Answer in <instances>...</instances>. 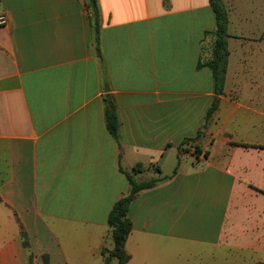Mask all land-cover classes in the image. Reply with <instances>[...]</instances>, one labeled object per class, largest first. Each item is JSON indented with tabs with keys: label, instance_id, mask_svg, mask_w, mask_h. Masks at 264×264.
Here are the masks:
<instances>
[{
	"label": "crops",
	"instance_id": "crops-1",
	"mask_svg": "<svg viewBox=\"0 0 264 264\" xmlns=\"http://www.w3.org/2000/svg\"><path fill=\"white\" fill-rule=\"evenodd\" d=\"M222 1L250 22L207 120L210 0H0V264H104L126 173L157 179L129 264L264 261V0Z\"/></svg>",
	"mask_w": 264,
	"mask_h": 264
},
{
	"label": "trees",
	"instance_id": "trees-1",
	"mask_svg": "<svg viewBox=\"0 0 264 264\" xmlns=\"http://www.w3.org/2000/svg\"><path fill=\"white\" fill-rule=\"evenodd\" d=\"M213 10L216 14L217 25L214 31L209 32L213 36V48L212 53L205 58L204 61L199 62L200 65L208 66L213 72V80L215 85L216 97L213 100L208 112L207 120H209L217 109L219 105V95L223 94L225 87V77L227 72V64L229 49H228V16L226 8L222 0H210ZM95 12H97V2L96 0H90L89 4ZM114 112L108 111L107 123L108 128L114 135H117L118 131V121L115 118ZM190 140V139H188ZM140 165L134 168V171H139ZM131 182L130 192L120 198L114 204L112 210L108 216V225L111 230V236L114 242L113 248L109 249L103 247L101 249V254L104 258V264H112L113 260H117L116 264H129L130 255L126 250L127 238L132 229V221L129 217V208L131 202L139 195L140 191L149 187H152L157 182L156 178H152L147 181L137 182L134 176L130 173H126ZM46 264L48 263V258L45 257ZM257 264H264L263 262Z\"/></svg>",
	"mask_w": 264,
	"mask_h": 264
},
{
	"label": "rangeland",
	"instance_id": "rangeland-1",
	"mask_svg": "<svg viewBox=\"0 0 264 264\" xmlns=\"http://www.w3.org/2000/svg\"><path fill=\"white\" fill-rule=\"evenodd\" d=\"M254 1L255 0H237V2L243 4V8L246 10V13L249 15H250L251 10L255 6ZM235 3L236 2H234L233 5H231V3H229V4H227V8L225 7L226 12H227V16H228V27H229L230 32L233 35L241 34L242 22H244V23L250 22V20L246 21V19H244L241 15H239L237 8L233 7V6H235ZM236 4H238V3H236ZM236 7H238V5H236ZM229 20H230V24H229ZM229 30H228V33H229V37H230L231 33L229 32ZM229 37H228V41H229ZM213 44H214L213 39L211 40V42L209 44H207L206 49H207V52L209 55L212 53ZM230 48L232 51H234V41H232V43H230ZM228 49H229V46H228Z\"/></svg>",
	"mask_w": 264,
	"mask_h": 264
},
{
	"label": "built area",
	"instance_id": "built-area-1",
	"mask_svg": "<svg viewBox=\"0 0 264 264\" xmlns=\"http://www.w3.org/2000/svg\"><path fill=\"white\" fill-rule=\"evenodd\" d=\"M7 22H8L7 16L5 14H0V26L7 24ZM185 148H187L189 152L195 154L196 149L191 142L187 143Z\"/></svg>",
	"mask_w": 264,
	"mask_h": 264
}]
</instances>
